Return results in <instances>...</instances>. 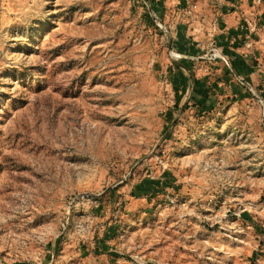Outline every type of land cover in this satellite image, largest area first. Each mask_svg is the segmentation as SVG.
<instances>
[{
    "label": "rangeland",
    "instance_id": "obj_1",
    "mask_svg": "<svg viewBox=\"0 0 264 264\" xmlns=\"http://www.w3.org/2000/svg\"><path fill=\"white\" fill-rule=\"evenodd\" d=\"M249 3L237 70L217 0H0V264H264ZM188 23L205 54L185 66Z\"/></svg>",
    "mask_w": 264,
    "mask_h": 264
},
{
    "label": "crops",
    "instance_id": "obj_2",
    "mask_svg": "<svg viewBox=\"0 0 264 264\" xmlns=\"http://www.w3.org/2000/svg\"><path fill=\"white\" fill-rule=\"evenodd\" d=\"M220 2V7H222L225 12H222L221 14L222 19H221V29L219 28V32L217 35L222 34L223 37L225 38L224 42H222L219 39V44L221 45V50L223 52V57H224V62L228 60V63L231 64H236L235 67L237 70L242 67V60L243 58L241 57L239 49H234L232 47L233 41L236 40L234 35L240 34L242 32V24L241 22L235 23L236 18H239L240 15H246L244 12L247 11L248 4L250 5L249 2L253 0H217ZM258 2H264V0H255ZM187 8V7H186ZM163 9L159 10L158 8V13L163 12ZM182 11L181 13H183ZM227 13V14H226ZM158 16V15H157ZM172 25H175L172 22ZM177 25L174 27L176 28ZM189 23L188 25L184 26V28H180L172 32V43L170 50H172L171 53L174 54V56H178L180 58L179 61L186 60V63L188 65L192 64V60L195 58H199V55L205 54V51L202 47L198 45V38L196 37V32H192L191 29L188 30ZM194 25H191L190 28H193ZM223 28V30H222ZM245 33V32H244ZM244 33H242L243 37L245 38ZM236 42V41H235ZM178 60V59H177ZM232 61V62H231ZM221 62V61H220ZM183 73L177 74L175 76V79H172V82H177L178 85L177 87L180 88L183 84L184 86V78H185V85L187 83L191 84V80L189 81L188 75L184 77L182 75ZM179 76H182V79L178 78ZM181 81V82H180ZM192 86V85H191ZM194 87V85H193ZM197 93L199 95H202L199 90H197ZM205 95V94H204ZM203 95V96H204Z\"/></svg>",
    "mask_w": 264,
    "mask_h": 264
},
{
    "label": "built area",
    "instance_id": "obj_3",
    "mask_svg": "<svg viewBox=\"0 0 264 264\" xmlns=\"http://www.w3.org/2000/svg\"><path fill=\"white\" fill-rule=\"evenodd\" d=\"M187 15L186 14H184V12L182 13V17L184 18V17H186ZM244 29L246 30V29H248V27H247V25L246 26H244ZM249 43V42H248ZM172 55L174 56V54L172 53ZM174 57H176V56H174ZM219 59L220 60H224V57H223V55H219Z\"/></svg>",
    "mask_w": 264,
    "mask_h": 264
},
{
    "label": "trees",
    "instance_id": "obj_4",
    "mask_svg": "<svg viewBox=\"0 0 264 264\" xmlns=\"http://www.w3.org/2000/svg\"><path fill=\"white\" fill-rule=\"evenodd\" d=\"M184 65H185V66H188L187 63H186V60H184Z\"/></svg>",
    "mask_w": 264,
    "mask_h": 264
}]
</instances>
